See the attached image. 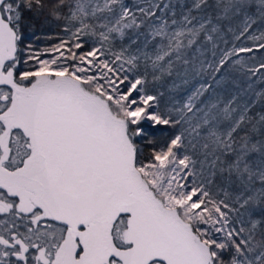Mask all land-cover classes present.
<instances>
[{"label": "snow or ice", "instance_id": "1", "mask_svg": "<svg viewBox=\"0 0 264 264\" xmlns=\"http://www.w3.org/2000/svg\"><path fill=\"white\" fill-rule=\"evenodd\" d=\"M0 264H264V0H0Z\"/></svg>", "mask_w": 264, "mask_h": 264}, {"label": "trees", "instance_id": "2", "mask_svg": "<svg viewBox=\"0 0 264 264\" xmlns=\"http://www.w3.org/2000/svg\"><path fill=\"white\" fill-rule=\"evenodd\" d=\"M33 30L34 29L31 28V27L24 30L23 34H24L26 43L30 42V41H32L34 39H37V38H39L41 41H43L45 35L51 36V35H54V32H55V29L53 27L48 26V25H41L39 23H37L35 25V30L37 32V36H35V37L32 36V31ZM53 42H55V41H53ZM36 46L37 47H44V46H46V43L42 42V43H40V44H38Z\"/></svg>", "mask_w": 264, "mask_h": 264}]
</instances>
